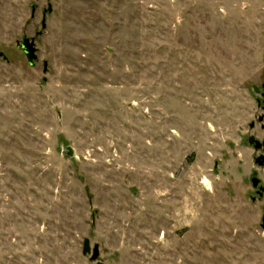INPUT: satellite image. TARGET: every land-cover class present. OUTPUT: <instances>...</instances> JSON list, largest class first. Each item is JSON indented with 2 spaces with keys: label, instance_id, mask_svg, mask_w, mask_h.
I'll return each instance as SVG.
<instances>
[{
  "label": "rangeland",
  "instance_id": "obj_1",
  "mask_svg": "<svg viewBox=\"0 0 264 264\" xmlns=\"http://www.w3.org/2000/svg\"><path fill=\"white\" fill-rule=\"evenodd\" d=\"M1 51L0 264H264V0H0Z\"/></svg>",
  "mask_w": 264,
  "mask_h": 264
},
{
  "label": "water",
  "instance_id": "obj_2",
  "mask_svg": "<svg viewBox=\"0 0 264 264\" xmlns=\"http://www.w3.org/2000/svg\"><path fill=\"white\" fill-rule=\"evenodd\" d=\"M36 10H37V6L33 5L32 6V15H31L32 18L35 17ZM52 11H53V6H52V4H49L48 8L45 9L43 12V18H42V23H41L42 29L37 31L34 36L23 35L22 39L17 41V47L24 52V54L28 60V63L31 66H35L36 63L39 61L38 47L36 45V43H37L36 41H37V38L43 33V30L46 29V27H47V19H46L47 13L52 12ZM0 57H3L4 59L8 58L7 55L3 51L0 52ZM43 70L45 73H47V71H48V62L47 61H44ZM46 80H47L46 77H44L43 81H46ZM252 139H251V141H252ZM65 151L70 156L74 155L73 148L70 146H67ZM260 159L261 158L257 159V161H259V164H261V165L264 164V161H260ZM256 181H258V180L256 178H253L254 184H256ZM261 227L264 229V218H263V221L261 223ZM83 254L84 255H90V260L97 262V264H104L100 260V246H99V244L95 243L92 247L91 240L89 238H86L84 240Z\"/></svg>",
  "mask_w": 264,
  "mask_h": 264
},
{
  "label": "flooded vegetation",
  "instance_id": "obj_3",
  "mask_svg": "<svg viewBox=\"0 0 264 264\" xmlns=\"http://www.w3.org/2000/svg\"><path fill=\"white\" fill-rule=\"evenodd\" d=\"M255 88H256L255 89L256 92L261 95V98H257V104L259 107H262V110L264 111V83H262L261 88L260 87H255ZM258 123H259V126H256V123L254 121H252L250 123V129L253 130L254 132L258 133V134L250 133L249 137H248V142L255 149H258L261 151L259 156H257L255 158V162L258 165H261V164H259V161H257V159L261 158L260 161H264V114H262L258 117ZM251 139H252V141H251ZM253 178H256L258 180V181H256V184H254ZM251 183H252V186L254 188V192L250 195L251 199L253 201H255L257 199L264 201V184L262 183V181L258 177H256L255 175H251ZM262 209H263V212H262L261 223H262L263 218H264V204H263Z\"/></svg>",
  "mask_w": 264,
  "mask_h": 264
}]
</instances>
